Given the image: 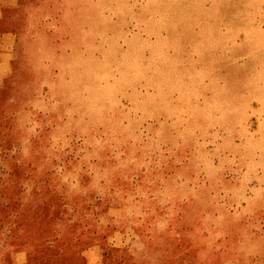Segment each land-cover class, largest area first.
I'll return each mask as SVG.
<instances>
[{"label": "rangeland", "instance_id": "374dc122", "mask_svg": "<svg viewBox=\"0 0 264 264\" xmlns=\"http://www.w3.org/2000/svg\"><path fill=\"white\" fill-rule=\"evenodd\" d=\"M0 264H264V0H0Z\"/></svg>", "mask_w": 264, "mask_h": 264}]
</instances>
